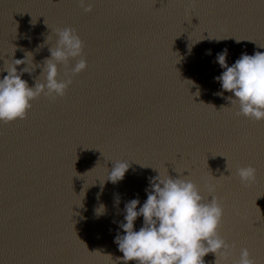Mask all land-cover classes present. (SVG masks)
<instances>
[{"label": "water", "instance_id": "obj_1", "mask_svg": "<svg viewBox=\"0 0 264 264\" xmlns=\"http://www.w3.org/2000/svg\"><path fill=\"white\" fill-rule=\"evenodd\" d=\"M86 2L91 13L79 0H0V79L5 61L26 53L42 66L52 30L65 27L76 29L88 64L64 98L42 95L26 119L0 122V264H124L115 239L125 204L139 199V211L158 171L189 175L205 201L219 198L220 235L236 245L228 264L242 248L264 264V121L237 117L226 99L234 95H216L215 80L224 49L228 66L264 52V0ZM41 71L21 79L33 87ZM118 160L130 167L112 183ZM248 165L257 178L245 187L236 170ZM142 226L138 217L134 230Z\"/></svg>", "mask_w": 264, "mask_h": 264}, {"label": "clouds", "instance_id": "obj_2", "mask_svg": "<svg viewBox=\"0 0 264 264\" xmlns=\"http://www.w3.org/2000/svg\"><path fill=\"white\" fill-rule=\"evenodd\" d=\"M79 6L85 13L93 11L92 4L86 0H79ZM52 31L57 40L55 46L49 47L50 57L43 61L42 66L33 64L31 53H26L24 59L5 61L2 71L7 75L0 79V122L8 124L26 119L32 102L42 95L52 102L64 98L73 77L87 70L85 44L76 29L65 27ZM50 38L51 35L45 44H49ZM206 55H211V50ZM227 55V49L216 55V62L224 69L220 76L215 77L223 89L216 95L223 97L224 92L232 93L235 98L229 96L226 99L231 107H238L235 112L237 117L243 116L254 122L264 121V52L244 53L232 66L226 63ZM70 60L77 62L69 69ZM19 65L26 67L17 72ZM60 65L66 69L63 79L59 74ZM36 67H42V71L34 86L30 87L21 76L24 73L31 75ZM195 95H200L198 87ZM225 108L228 107H221ZM113 162L107 179L116 183L123 180L130 164L127 160ZM158 173L150 179L147 199L139 211V199L125 204L126 214L120 224L124 235L117 234L115 239L124 264H205L204 257L209 253L216 256L215 264H228L236 245H230L220 235L224 207L219 198L210 195L211 200L205 201L189 175L181 174L174 178L168 172L166 175ZM236 175L245 187L255 183L257 178L256 169L251 165L238 167ZM208 190L210 194L214 193L215 185H209ZM102 211L101 205L98 214ZM138 217H143V226L136 231L134 223ZM234 264H256V261L247 248H242Z\"/></svg>", "mask_w": 264, "mask_h": 264}]
</instances>
